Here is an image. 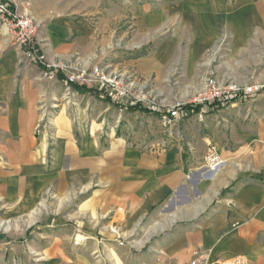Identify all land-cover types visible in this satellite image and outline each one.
<instances>
[{"label": "crops", "instance_id": "crops-1", "mask_svg": "<svg viewBox=\"0 0 264 264\" xmlns=\"http://www.w3.org/2000/svg\"><path fill=\"white\" fill-rule=\"evenodd\" d=\"M4 1L17 10L16 2L24 1L20 11L30 13L26 0ZM90 4L83 12L88 22L76 16L68 27L58 25V36L73 33L83 64L120 71L151 100L152 93L169 101L188 98L210 74L237 83L264 81V0ZM111 48L121 54L116 63L109 59ZM69 86L74 95L104 97L93 87ZM41 87L26 66L18 68L17 52L5 50L0 200L26 217L47 198L53 212L42 225L75 220L84 226L83 248L76 247L69 264H264V113L247 108L244 117L254 123L241 130L236 122L242 117L231 110L235 102L224 106L225 114L214 105L202 122L181 120L168 128L167 138L131 143L113 121L102 130L109 122L102 112L111 103L99 106L101 121L93 107L76 115L74 104L45 116ZM214 107L225 120L209 131L206 113ZM133 111L136 117L150 113ZM209 144L221 160L213 169L204 159ZM113 222L121 234L109 229ZM58 242L65 239L53 237L47 252L67 257L70 251Z\"/></svg>", "mask_w": 264, "mask_h": 264}, {"label": "rangeland", "instance_id": "rangeland-1", "mask_svg": "<svg viewBox=\"0 0 264 264\" xmlns=\"http://www.w3.org/2000/svg\"><path fill=\"white\" fill-rule=\"evenodd\" d=\"M26 1L29 2V14L32 15L38 23V31L34 40V45L38 53L43 55V62L51 69H60L62 72L76 68L90 67L89 64H83L84 62L79 58V54L81 53L78 50L79 48H76L77 44L75 39L72 38L74 34L67 32L64 36H58L60 29L58 25L62 24L68 27V22L70 23L71 19H76V16L79 17L77 18L78 20L81 19L83 22H88V19L84 16L83 12H88V9L91 6V0H81L80 2L69 0ZM16 3L18 5V11H20V5L23 4L24 1L23 3ZM2 25L4 24L0 22V26ZM53 35H56V37H53ZM113 37H115V33H113ZM9 49L17 52L18 68L22 69L26 66V70L31 78L35 79L37 83L43 85L41 88L46 93L42 94L43 97L41 98V101L45 106L43 107L46 114L45 116H51L50 113H54L57 108H66L67 105L74 104L73 110L77 111L76 115L83 116L93 107L92 111L96 114L94 116L95 120L101 121L102 116L99 112L102 110L101 108L99 109V106L109 105L107 103L109 102L112 104L110 108L104 109V112H102L103 115L107 114L106 116L109 118V122L106 123L105 121L104 123L103 131L109 129L111 122L113 121L116 133L126 136L131 143L136 140L139 142V139L149 138L156 140L168 137L167 129L165 128L159 113H164L165 107H167L164 105L169 104L175 99L169 101L165 99L162 93H154V95L152 93L154 99L145 107L151 106L154 110L150 113L138 111L139 116L136 117L135 113L133 114V110H121L116 103L111 101V99H107L106 95L103 99L96 98L90 93H78L74 95L75 93H73L70 86L66 85L64 82H59L53 76L44 75L43 70L36 63L27 58L23 48L11 38L9 32L7 35H4L0 31V57H3L4 51ZM110 50L113 51L109 59L113 63H116L117 60L120 59L121 54L117 53L115 55V49L111 48ZM54 91L59 93H54ZM80 107L84 108L83 113L79 112ZM151 107L147 108L150 109ZM231 107V110L236 109L238 114L242 117L241 119H237L236 128L243 130L246 127V123L250 122L249 118L244 117V112H246L247 108H250V110L252 108V110L257 111V113H264V93L260 92L248 98H243L240 101H235ZM255 107H257L256 110L253 109ZM215 108L216 107L206 113L208 124H210L209 131H211L212 126H215L219 120H225L224 118H219L217 116L219 112L216 111ZM222 109L224 112L223 114H225L227 110L224 109V106ZM86 115L88 116V114ZM262 115L260 116L262 117L261 123H264V117ZM78 118L79 117L77 116V119ZM80 121H83V119H80ZM250 123H254V120ZM80 198H82V194L77 196V199L70 205V207H76ZM48 200L49 199L46 198L43 203L39 202L34 212L26 217H20L19 210H12L7 203L0 200V264H69L71 263L73 252L77 250L76 247H78V249L83 248L82 244L86 237V229L84 226H79L75 220L55 225H42V221H45L46 218L48 219L53 212L52 209H47ZM36 219L38 220L36 221ZM32 220H35L36 222ZM114 224V222L110 223L109 229L111 231L116 230V233L121 234V228H118ZM53 237L65 239V242H58L57 244L59 245V248L64 247V249L70 251L67 254L69 257L58 258L54 253L47 252L46 248L51 245L49 242ZM75 243L80 244L73 246ZM119 243L122 244L123 241H119Z\"/></svg>", "mask_w": 264, "mask_h": 264}, {"label": "built area", "instance_id": "built-area-1", "mask_svg": "<svg viewBox=\"0 0 264 264\" xmlns=\"http://www.w3.org/2000/svg\"><path fill=\"white\" fill-rule=\"evenodd\" d=\"M0 22L6 26L11 38L23 48L27 58L38 66L40 65L44 75L54 77L53 71L56 70L51 69L43 62V55L38 53L34 45L38 23L32 15L18 11L15 7L11 8V1L0 0ZM49 68L50 70H48ZM63 73L65 74L64 82L66 85L77 84L99 89L103 96L109 97L121 110L128 109V105L132 104L145 107L152 101L150 98L145 97L143 93H137L134 81L126 80L125 76L118 70H107L106 67L93 65L64 71ZM260 92H264V81L237 83L222 80L215 74H210L206 77L200 90L192 93L186 99H175L164 105L167 106L165 112H161L159 115H161L163 124L167 129V136H169L168 128L181 120L202 122L205 109L209 106H226ZM195 107H199V109L197 110ZM150 109L154 110L153 107ZM204 159L210 169L220 163L221 160L215 145L209 144ZM233 262L243 264L240 259H235Z\"/></svg>", "mask_w": 264, "mask_h": 264}, {"label": "trees", "instance_id": "trees-1", "mask_svg": "<svg viewBox=\"0 0 264 264\" xmlns=\"http://www.w3.org/2000/svg\"><path fill=\"white\" fill-rule=\"evenodd\" d=\"M11 8H14L13 4H11ZM39 67H40V65H39ZM43 67H45V66L43 65ZM48 70H50V68ZM53 74H54L55 77H58L59 79H62V80L65 79V74L63 72L59 71V70L53 71ZM69 85L74 86L75 88H77V89H79L81 91L88 90V88L86 86H79V85H76V84H69ZM94 90H95V92H96L95 94L97 96H102V93H99L100 90H98V89H94ZM107 99H109V97H107ZM128 106H129L128 109H131V110H133V109H141V110L152 112V109H148L147 107H144L142 105L132 104V105H128ZM195 108L197 109L198 107H195ZM155 113H157V112H155Z\"/></svg>", "mask_w": 264, "mask_h": 264}, {"label": "bare ground", "instance_id": "bare-ground-1", "mask_svg": "<svg viewBox=\"0 0 264 264\" xmlns=\"http://www.w3.org/2000/svg\"><path fill=\"white\" fill-rule=\"evenodd\" d=\"M3 27H2V30L4 31V32H6V33H8L7 32V28H6V26L5 25H2ZM1 27V26H0Z\"/></svg>", "mask_w": 264, "mask_h": 264}]
</instances>
